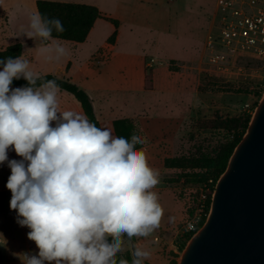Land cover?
<instances>
[{"label": "clouds", "instance_id": "9594fccd", "mask_svg": "<svg viewBox=\"0 0 264 264\" xmlns=\"http://www.w3.org/2000/svg\"><path fill=\"white\" fill-rule=\"evenodd\" d=\"M29 29V37L45 40L53 29L65 31L59 18L39 11L30 16ZM56 51L57 59L68 54L62 45ZM0 65V164L11 169L10 209L39 249L23 254L22 264H129L117 260L124 237L127 243L148 237L164 215L153 191L159 173L136 147L144 141L136 134L116 136L85 115L59 111V85L48 80L36 87L40 76L23 56ZM21 78L27 86L10 87ZM10 146L21 159H9ZM150 255L135 247L130 264H144Z\"/></svg>", "mask_w": 264, "mask_h": 264}, {"label": "crops", "instance_id": "0c3cea01", "mask_svg": "<svg viewBox=\"0 0 264 264\" xmlns=\"http://www.w3.org/2000/svg\"><path fill=\"white\" fill-rule=\"evenodd\" d=\"M136 1L138 4H135ZM36 2L37 0H28L32 13L38 11ZM176 2L178 0H120L122 10L114 15L105 13L100 0L69 2L96 6L104 16L118 20L119 27L116 29L112 23L98 19L84 43L50 38L49 43L44 44L45 39L41 37L43 44L53 50L47 52L48 57L44 58L46 73H38L39 76L52 74L70 79L86 91L93 101L101 127L112 129L114 135L118 136L116 122L130 120L134 123V132L144 141L140 148L145 151L149 166L159 173L157 190H161L158 186L164 182L174 193L171 201L175 207L163 215L175 218V228H172L174 234L179 232L181 225L193 211L188 207L190 195L185 196L182 192L178 195L179 190L182 191L179 188L182 187L181 183L166 181L168 176L178 175L182 169L177 166L167 167L164 161L181 155L177 151L182 149L191 124L208 107L199 90L204 58L200 63L199 60L204 55L203 51L193 46L180 45L164 34L170 28V7ZM104 24L109 31L99 41V28L102 30ZM26 27L28 25L24 28ZM8 31L11 42L0 51L21 43L22 56L29 61V70L32 71L30 65L40 46L34 45L33 39L27 38L23 33L25 31L17 32L11 25ZM115 31L116 39L109 43V38ZM57 45L64 46L68 54L60 57L58 64H55L53 51ZM148 70L153 73L151 90L146 89ZM58 106L61 112L73 111L84 115L81 104L71 93L62 89L58 93ZM7 180V176H1L0 170V193L6 190L4 183ZM182 182L185 180L182 179ZM134 238L136 247L151 253L144 262H153L152 250L140 246L141 242L137 240L141 237ZM14 250L13 242L6 241L4 248L0 247V264H16L12 256Z\"/></svg>", "mask_w": 264, "mask_h": 264}, {"label": "rangeland", "instance_id": "374dc122", "mask_svg": "<svg viewBox=\"0 0 264 264\" xmlns=\"http://www.w3.org/2000/svg\"><path fill=\"white\" fill-rule=\"evenodd\" d=\"M56 1L74 2L75 0ZM100 1L107 15H114L122 10L120 0ZM217 1L178 0L170 7V28L164 34L180 45L193 46L199 51H203L202 54L204 53V55L200 57L199 63L205 57L204 44L208 34L211 32L218 33L219 23L216 22L215 17ZM135 4H138V2L136 1ZM32 14L28 0H0V49L11 42L8 31L10 25L17 32L25 31L23 33L26 37L32 38L34 45L40 46V48L36 47L35 60L30 65L31 69L35 73L45 74L44 58L48 57L47 52L53 49H48L43 44L40 36L33 35L29 37L27 35V31L30 30L29 18ZM26 25H28V28H24ZM102 27V30L101 27L99 28L97 35L99 41L109 31L107 25L104 24ZM59 55L56 50L53 51L55 64H58L57 57ZM239 65L249 69L252 76L224 79L209 77L202 73L199 90L203 93V101L207 103L208 107L203 111L201 117L195 119L191 124L190 131L182 144V149L177 151L181 152V155L164 161L167 167L177 166L182 169V172L178 175L168 176L166 181L174 184L181 183L182 187L179 188L182 191L179 190L178 195H181V192L185 196L190 195L191 201H189L190 205L188 204L190 211L195 210L200 189L208 186L211 191L214 183L213 179L207 180L205 178L206 162L214 160L221 147L231 138L230 135L239 132L244 126L247 118L251 116L247 111V106L256 108L264 97V63L259 60L242 61ZM8 157L9 159H21L11 146ZM1 167V176L9 177L11 169L7 166V163L1 164ZM182 179L185 182H182ZM4 184L6 190L0 193V247L3 249L6 241H12L15 248L12 256L16 260V264H22L23 254H38L39 249L35 242L27 237L30 230L27 227H21L16 222V211L10 209L12 194L6 187L7 182ZM176 186L179 185L176 184ZM156 187L157 185L153 191L158 194L159 203L164 210V214H167L175 207L171 201L174 193L169 189V185L164 182L158 186L161 190H157ZM167 217H162L158 228L168 231L162 241L155 243L151 238L145 240V237L137 240L141 242L140 246L149 247L153 252L154 261L146 262L147 264H178L189 242L185 239V234L178 232L180 229L177 234L172 233V228H175V225ZM124 239L125 250L123 253H126L130 251V243H127L126 236Z\"/></svg>", "mask_w": 264, "mask_h": 264}, {"label": "water", "instance_id": "95a60500", "mask_svg": "<svg viewBox=\"0 0 264 264\" xmlns=\"http://www.w3.org/2000/svg\"><path fill=\"white\" fill-rule=\"evenodd\" d=\"M178 264H264V97Z\"/></svg>", "mask_w": 264, "mask_h": 264}, {"label": "built area", "instance_id": "2783aa9c", "mask_svg": "<svg viewBox=\"0 0 264 264\" xmlns=\"http://www.w3.org/2000/svg\"><path fill=\"white\" fill-rule=\"evenodd\" d=\"M218 33H209L205 42V57L201 72L213 78L250 77V70L239 65L242 61L264 63V0H218L216 22ZM256 108L247 106L253 117ZM214 193V192H213ZM213 193L208 186L200 189L193 214L180 227V233L193 236L206 221ZM168 231L156 229L145 240L162 241Z\"/></svg>", "mask_w": 264, "mask_h": 264}, {"label": "trees", "instance_id": "16d2710c", "mask_svg": "<svg viewBox=\"0 0 264 264\" xmlns=\"http://www.w3.org/2000/svg\"><path fill=\"white\" fill-rule=\"evenodd\" d=\"M38 11L49 18L57 17L63 22V26L65 31L63 33H57L55 29H53L52 39H61L65 41H72L76 43H84L94 25L98 19H104L110 23H112L116 29L119 27V21L107 16H104L98 7L86 4H78V3H69V2H59V1H51V0H37L36 2ZM117 31H115L112 36L109 38V43H113L116 39ZM48 40H44V44H48ZM23 46L21 43H16L8 46L6 49L0 51V60H6L8 57L17 58L22 56ZM0 68H3V65H0ZM48 80H55L59 85L60 89L65 90L71 93L75 99L81 104L82 109L84 111V115L93 123L97 125V127H101V124L95 114L93 101L88 95L86 91L81 89L78 85L74 84L70 79L67 78H59L52 74L41 75L40 79L36 82V87L44 84ZM153 85V73L151 70H148L146 75V89L151 90ZM27 86V81L23 78L16 80L14 79L10 87H22ZM251 121V116L247 118L244 126L241 130L235 134L230 135V139L221 147L219 150L217 157L214 160H209L205 164L206 175L205 178L207 180L213 179L214 183L212 185L211 194L215 190V186L222 176V174L226 171L230 158L245 135L248 126ZM116 131L118 136H123L125 138L131 137L132 134H136L140 136L138 133H135L134 123L130 120H121L115 123ZM141 137V136H140ZM142 139V138H141ZM143 140V139H142ZM144 144V143H143ZM142 144V145H143ZM142 145H136L137 149L142 147ZM205 223V220L202 221L201 227ZM191 235H186V240L189 241L191 239ZM132 240L135 241L133 237ZM109 242H111V237L109 238ZM127 259L129 260V264L131 261V249L126 253H118L117 260L119 259ZM147 264V263H146ZM177 264V263H176Z\"/></svg>", "mask_w": 264, "mask_h": 264}]
</instances>
